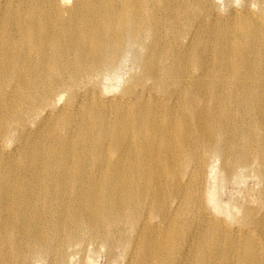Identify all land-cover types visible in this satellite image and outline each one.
<instances>
[{"label": "bare ground", "instance_id": "6f19581e", "mask_svg": "<svg viewBox=\"0 0 264 264\" xmlns=\"http://www.w3.org/2000/svg\"><path fill=\"white\" fill-rule=\"evenodd\" d=\"M187 1L0 0V264H264V0Z\"/></svg>", "mask_w": 264, "mask_h": 264}, {"label": "rangeland", "instance_id": "374dc122", "mask_svg": "<svg viewBox=\"0 0 264 264\" xmlns=\"http://www.w3.org/2000/svg\"><path fill=\"white\" fill-rule=\"evenodd\" d=\"M214 4L222 9L226 10L229 7H236L240 8L244 0H213ZM187 5L189 8L193 9L195 7V1L194 0H188ZM169 5H166L162 7L161 11H168L173 8H168ZM179 6V5H178ZM230 9V8H229ZM139 68L134 62L133 53H128L125 58L121 61L119 67L113 71L103 74L100 77V85L102 86L103 90H109L114 89L110 93L115 94L116 91H118L132 76L134 73H137ZM117 87V89H115ZM119 88V89H118ZM67 99V93H63L62 98L60 99V102L63 103ZM63 101V102H62ZM232 104H234L232 102ZM233 106V105H231ZM150 110L149 108L147 109ZM258 141V136L254 137V143L256 144ZM162 157L165 156V152L162 151L160 153ZM75 160H72V170L71 173L72 177L75 178V176L80 175L77 168H75L74 165ZM212 165L215 167V173L217 170H219V173L215 175L213 172L212 175H210L211 181L209 182L208 190L212 191V193L215 195L217 203L223 208L228 209L229 213H234V209L238 208L241 204L245 203V199H247L248 194H252L255 189L256 192L253 195V198L250 203L255 204V199L259 190V185L257 184V179L251 174V173H245L244 177L242 179H232L231 181H223L221 179V171L222 167L218 162H213ZM86 173L94 176L98 174V172L86 170ZM177 172V171H176ZM215 177V178H214ZM250 191V192H249ZM57 202L54 201V206L56 207ZM226 215L225 213H222V216ZM91 249L95 248V250L91 253H89L86 258H83L80 256V254L75 253L72 257L69 264H111L109 262V255L106 251L105 247H99V245L96 246H90ZM69 251H72L70 249ZM119 264V262H116L114 264ZM38 264H45L42 262H39Z\"/></svg>", "mask_w": 264, "mask_h": 264}]
</instances>
